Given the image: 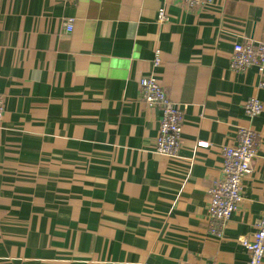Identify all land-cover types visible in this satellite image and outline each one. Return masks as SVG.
<instances>
[{"label": "crops", "instance_id": "crops-1", "mask_svg": "<svg viewBox=\"0 0 264 264\" xmlns=\"http://www.w3.org/2000/svg\"><path fill=\"white\" fill-rule=\"evenodd\" d=\"M244 42L264 44V0H0V264H246L240 240L264 208V73L229 68ZM151 74L182 113L177 158L154 152L161 113L138 85ZM239 128L257 153L217 238L208 192Z\"/></svg>", "mask_w": 264, "mask_h": 264}, {"label": "built area", "instance_id": "built-area-1", "mask_svg": "<svg viewBox=\"0 0 264 264\" xmlns=\"http://www.w3.org/2000/svg\"><path fill=\"white\" fill-rule=\"evenodd\" d=\"M187 7H198L209 0H172ZM156 22L162 25L168 21L164 9L157 12ZM73 20L63 21L64 31L70 33ZM160 65L159 52L155 51L152 68ZM229 68L233 72H245L256 68L264 73V44L244 42L233 45ZM141 97L147 107L157 108L161 113L154 152L168 158H177L180 150L182 134V113L174 106L167 93L159 85L154 74L138 83ZM244 112L253 118L261 114L262 103L256 98L246 101ZM4 115L3 101L0 97V124ZM199 147L203 144L198 143ZM257 135L247 128H239L235 133V144L221 149L222 178L213 183L209 189L207 215L211 223L210 233L217 238L223 236L224 228L231 216L238 210L242 202L241 184L251 173V162L257 153ZM253 232L249 237L240 240L247 256L246 264H262L264 259V208L261 215L254 221Z\"/></svg>", "mask_w": 264, "mask_h": 264}]
</instances>
